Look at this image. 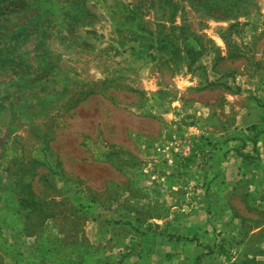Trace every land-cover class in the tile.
<instances>
[{
  "label": "rangeland",
  "instance_id": "1",
  "mask_svg": "<svg viewBox=\"0 0 264 264\" xmlns=\"http://www.w3.org/2000/svg\"><path fill=\"white\" fill-rule=\"evenodd\" d=\"M0 264H264V0H0Z\"/></svg>",
  "mask_w": 264,
  "mask_h": 264
},
{
  "label": "crops",
  "instance_id": "2",
  "mask_svg": "<svg viewBox=\"0 0 264 264\" xmlns=\"http://www.w3.org/2000/svg\"><path fill=\"white\" fill-rule=\"evenodd\" d=\"M131 238L129 237V240H130ZM155 243V247L152 249V250H150V252H149V258L151 259V260H155V259H158V260H164L165 259V257H166V255H167V253H166V251H164V242L162 241V240H158L157 241V243H158V245L156 244V242H154Z\"/></svg>",
  "mask_w": 264,
  "mask_h": 264
}]
</instances>
